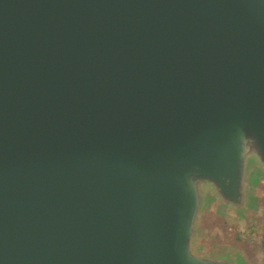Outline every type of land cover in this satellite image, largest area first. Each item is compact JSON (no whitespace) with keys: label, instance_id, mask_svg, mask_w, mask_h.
<instances>
[{"label":"water","instance_id":"water-1","mask_svg":"<svg viewBox=\"0 0 264 264\" xmlns=\"http://www.w3.org/2000/svg\"><path fill=\"white\" fill-rule=\"evenodd\" d=\"M264 168V0H0V264H234L204 192Z\"/></svg>","mask_w":264,"mask_h":264},{"label":"rangeland","instance_id":"rangeland-1","mask_svg":"<svg viewBox=\"0 0 264 264\" xmlns=\"http://www.w3.org/2000/svg\"><path fill=\"white\" fill-rule=\"evenodd\" d=\"M245 181L242 206L227 204L212 190L204 192L194 244L198 253L234 264H264V168L252 161Z\"/></svg>","mask_w":264,"mask_h":264},{"label":"trees","instance_id":"trees-1","mask_svg":"<svg viewBox=\"0 0 264 264\" xmlns=\"http://www.w3.org/2000/svg\"><path fill=\"white\" fill-rule=\"evenodd\" d=\"M256 227V226H255ZM254 227V228H255ZM251 232V234H257L256 232H253V231H250ZM260 251L262 252V253H264V244H262V248L260 249Z\"/></svg>","mask_w":264,"mask_h":264}]
</instances>
